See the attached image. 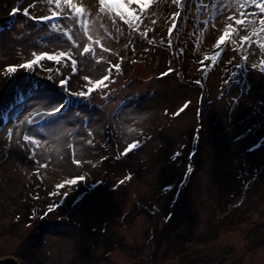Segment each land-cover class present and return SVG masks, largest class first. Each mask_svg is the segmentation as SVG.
<instances>
[{"label":"rangeland","instance_id":"obj_1","mask_svg":"<svg viewBox=\"0 0 264 264\" xmlns=\"http://www.w3.org/2000/svg\"><path fill=\"white\" fill-rule=\"evenodd\" d=\"M72 2L83 17L0 0V260L32 264V247L36 264H190L225 211L264 221V32L247 27L264 13L251 0H152L134 29L98 0ZM105 2L140 14L149 0ZM50 218L59 225L39 234Z\"/></svg>","mask_w":264,"mask_h":264},{"label":"flooded vegetation","instance_id":"obj_2","mask_svg":"<svg viewBox=\"0 0 264 264\" xmlns=\"http://www.w3.org/2000/svg\"><path fill=\"white\" fill-rule=\"evenodd\" d=\"M257 212L225 211L218 225L204 231V241L191 250L195 256L189 257L190 264H264V221L259 219L263 214Z\"/></svg>","mask_w":264,"mask_h":264},{"label":"snow or ice","instance_id":"obj_3","mask_svg":"<svg viewBox=\"0 0 264 264\" xmlns=\"http://www.w3.org/2000/svg\"><path fill=\"white\" fill-rule=\"evenodd\" d=\"M246 2H247V0H245V3ZM251 2L255 4V7L259 8L261 13H264V2H258V0H251ZM48 3L49 4L55 3L56 7L59 8V9H63L64 7H67L68 9H71L72 12H74L76 14V16H79V17H83L84 16V10L81 9L80 7H78L77 4L73 3L72 0H48ZM151 3H152V0H149V2L147 4H144L142 6V10H141L140 14L120 12L115 6L107 4L105 2V0H104L103 3L101 2V0H98V7H99V12L100 13H104L106 15L109 14V13H112L115 16H118L121 21H123L126 25L129 26V28L136 29V28H138V25H139V23L141 21V15L143 13V7H147ZM173 3L179 4L180 0H173ZM245 3H238L237 7L238 8H244L245 7ZM25 15H27V12H25ZM240 15L243 17L245 15V13L241 12ZM55 16H56V13L54 12L53 13V17H55ZM44 19H51V17H45ZM230 19H231V17H230ZM262 22H264V19H260L259 21H257L256 19H251V20L247 21V27H249V29L251 30V32L253 34H256L258 31L259 32H264V23H262ZM82 23H83V27H84L85 33L87 34L88 33V24L83 22V20H82ZM235 23L237 25H242V24H245V20L244 19H236ZM257 24L259 25V28H257ZM173 27H175V25H173ZM233 31H235V29H233L232 24H228L227 28L224 31L223 36L220 38V40L217 43L216 47L219 48L220 45H222L224 43L225 38L228 37L230 35V33H232ZM245 37H247V36H245ZM69 39H71V36L69 37ZM88 41L90 43L83 48V54L92 53L94 55L95 52H94L93 44H100V38L97 37V38L94 39L91 34H88ZM150 43H151V41H150ZM101 47L103 48V45H101ZM103 50L107 51L108 49L107 48H103ZM64 55L65 54L63 52L58 53L56 56H52V55H48V56L36 55L35 58L30 63L23 64V65H21V67L27 68V69L30 70L32 68V65H34L37 62L42 61L44 59L55 60L57 63H59L60 62V58L63 57ZM217 55H219V53H217ZM206 59L215 60L216 56H213V57H210V58H206ZM72 64H73V66H75L76 61L72 60ZM259 66L261 68H264V65H259ZM116 70L119 71V66L118 65L116 66ZM8 71L9 72H14L15 69L14 68H9ZM109 71L111 72V70H109ZM162 75H167V73H164ZM108 80H109V76H105V78H103L102 82H101V80H96L95 82L89 81V84L91 85L90 88L95 87V88L99 89L101 87H106L105 81H108ZM63 83H66V82H63ZM80 94L85 95L86 93L85 92H80L79 95ZM60 105L61 104L55 106L53 108V110L51 112L47 113V114L49 116H51V115H53L55 113H60L62 111V109L65 107V106L64 107H60ZM39 115H41V113L35 112V113L31 114V118L25 117V119L28 121L29 124H34L35 117L39 116ZM117 158H119V157H117ZM191 170H192L191 168L188 169L189 172H191ZM127 179H130V177H127ZM122 182H124V181H122ZM68 184H71V183L69 182ZM58 187L62 188V187H64V184H63L62 187H61V185H58ZM48 211L49 212L52 211V208L50 207L48 209Z\"/></svg>","mask_w":264,"mask_h":264},{"label":"trees","instance_id":"obj_4","mask_svg":"<svg viewBox=\"0 0 264 264\" xmlns=\"http://www.w3.org/2000/svg\"><path fill=\"white\" fill-rule=\"evenodd\" d=\"M13 8V7H12ZM0 17H1V13H0ZM9 17V16H8ZM10 18H11V16H10ZM7 25V26H9L8 24L9 23H4V19H3V17H1L0 18V26L1 25ZM35 33H37L38 31H34ZM29 38V37H28ZM24 89V88H23ZM23 94H25L24 93V90H22V89H20V91H15V92H13V93H11V97L10 98H8L9 99V101H11V100H17V99H19L20 97H22V95ZM8 101V102H9ZM69 101H70V99L69 100H66V103L65 104H67V103H69ZM79 100H76L75 101V103H77ZM87 103H89V102H86V103H82V105H84L86 108H91V104L90 105H88ZM5 110H7V108L5 109ZM89 110V109H88ZM7 116V115H6ZM29 218H34L35 220H37V219H39V212L38 213H36V214H34V215H31V216H29ZM38 225H39V227H38V230H39V234H44V231L46 232L48 229H50L51 227H57L58 225H59V221H58V218L56 219V218H50V219H44V220H42V221H40V222H38ZM25 253H28L29 254V256L27 255V258H28V260L29 261H31L32 262V264H36V258H37V256L39 255L37 252H36V250H34V248H32V247H29L28 248V250L26 249V251H25Z\"/></svg>","mask_w":264,"mask_h":264},{"label":"water","instance_id":"obj_5","mask_svg":"<svg viewBox=\"0 0 264 264\" xmlns=\"http://www.w3.org/2000/svg\"><path fill=\"white\" fill-rule=\"evenodd\" d=\"M39 113H41V115L36 116L34 124H31V125H38L47 116V112L46 111H41ZM0 264H19V263L14 258H6L4 260H0Z\"/></svg>","mask_w":264,"mask_h":264}]
</instances>
